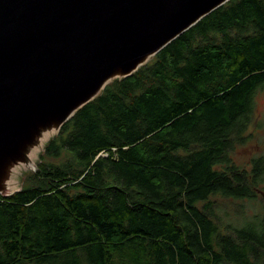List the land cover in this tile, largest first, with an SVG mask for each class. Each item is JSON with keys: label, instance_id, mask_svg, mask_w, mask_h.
<instances>
[{"label": "trees", "instance_id": "16d2710c", "mask_svg": "<svg viewBox=\"0 0 264 264\" xmlns=\"http://www.w3.org/2000/svg\"><path fill=\"white\" fill-rule=\"evenodd\" d=\"M263 85L264 0H230L108 84L0 196V264H264V154L235 160ZM220 199L258 211L238 204L224 228Z\"/></svg>", "mask_w": 264, "mask_h": 264}, {"label": "water", "instance_id": "95a60500", "mask_svg": "<svg viewBox=\"0 0 264 264\" xmlns=\"http://www.w3.org/2000/svg\"><path fill=\"white\" fill-rule=\"evenodd\" d=\"M229 1L0 0V196L108 84Z\"/></svg>", "mask_w": 264, "mask_h": 264}, {"label": "rangeland", "instance_id": "374dc122", "mask_svg": "<svg viewBox=\"0 0 264 264\" xmlns=\"http://www.w3.org/2000/svg\"><path fill=\"white\" fill-rule=\"evenodd\" d=\"M253 100L255 107V118L249 128V132L252 133L253 136L245 145L239 146L235 152V160L240 164H247L252 157L264 154V85L258 88ZM57 132L53 134V136H56ZM45 139L43 141H45ZM50 139L51 137L47 139L46 143ZM46 143L42 145L41 149L37 152V154V150H35V164L40 161L39 155L43 151ZM102 155H105V153H103ZM35 170L23 169L18 172L17 175H15V179H13L14 188L12 189V191L22 188L25 184L26 177ZM219 202L220 205L216 207V212L220 217L221 221L223 222L224 228L228 224H240L237 223L242 220V214L239 210H237L240 205L243 206V210L245 212V215L247 216L257 213L259 207L258 203L257 206L254 201H233L237 206L232 204L230 200L226 199H220Z\"/></svg>", "mask_w": 264, "mask_h": 264}, {"label": "bare ground", "instance_id": "6f19581e", "mask_svg": "<svg viewBox=\"0 0 264 264\" xmlns=\"http://www.w3.org/2000/svg\"><path fill=\"white\" fill-rule=\"evenodd\" d=\"M53 131H54V130H50V131L45 132V133L43 134V136L41 137V139H40V140H42L41 143L43 142V140H44L45 138L49 137V136L51 135V133H53ZM38 147H39V146H37L36 148H34V149L32 150V152H35V150H37ZM32 152H31V153H32ZM32 157H33V156H32ZM32 157H31V154H30V158H31V160H30V162H29V164H28V167H33V166H34V161H33ZM11 182H12V181H11ZM11 182H10V183H11ZM10 183H8V186H9V187H10Z\"/></svg>", "mask_w": 264, "mask_h": 264}]
</instances>
